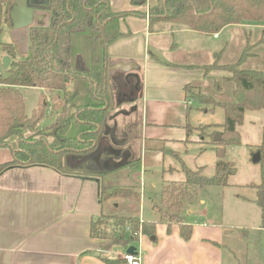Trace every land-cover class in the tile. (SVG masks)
I'll list each match as a JSON object with an SVG mask.
<instances>
[{"label": "trees", "instance_id": "1", "mask_svg": "<svg viewBox=\"0 0 264 264\" xmlns=\"http://www.w3.org/2000/svg\"><path fill=\"white\" fill-rule=\"evenodd\" d=\"M137 1L131 0L133 4H145V0ZM1 4L2 2H0V25L3 19L6 20V14L9 16L15 2L14 0L6 2L4 10ZM30 7L34 13L39 9L45 10L48 13L45 18L47 24L34 26L28 30L25 56L21 59L16 58L17 47L14 44L2 46L3 52L12 61V68L6 77L0 78V149L10 147L11 137H16V146L11 145L12 159L0 165V174L17 166H42L63 174L92 178L81 173L65 171L63 156L74 151L86 152L93 143L90 150H95L104 125L109 121L108 117L105 118L109 106L108 48L121 38L120 20L137 13H113L109 0H42L40 2L32 0ZM152 12L157 14L151 15ZM149 14L150 24L167 21L172 26L209 37L230 27L245 30L252 26L264 25V0H158ZM245 38L246 44L235 63L219 65L217 58L212 65L205 67L206 72L217 68L228 73L222 81L229 85L231 95L234 97L233 102H214V106L220 107L224 112V122L219 125V128H222L221 139L215 143L214 148L220 159L226 147L238 143L237 127L242 124L244 113L264 111V71L241 67L247 59L258 58V55L253 54V50L262 46L264 35L254 43L250 42V33H245ZM114 82L116 96L123 103H127V100L122 99L123 91L132 90L136 96L141 90L140 81L138 84L134 82L136 88L131 87V89L128 85H124L120 78ZM213 85L218 92L223 91L221 81L213 80ZM23 88L46 91L53 101L60 100L63 104L71 105L78 95L88 94L94 103L86 106L73 105L74 113L70 117H65V114L56 115L55 123L47 132L48 136H52V141L50 143L37 141L29 148L28 141L23 140L24 131L36 128L48 104L42 95L37 109L31 116H27L21 94ZM189 89L192 87H186L187 93ZM135 98L137 97L131 100L135 101ZM63 104L59 106L61 110ZM71 121L87 128L85 131L78 130L75 139H68L63 135ZM261 150L257 149L256 153L262 154ZM128 168L130 170L128 177L134 176L139 172V161H131ZM201 170L191 171L183 166L182 184L184 188L185 186L188 188L182 191L176 189L172 194L161 191V200L168 198L171 202V205L166 207V222L164 217L159 221H141L138 213H116L111 216L103 213L90 223L89 236L101 242H109L101 247L102 252L115 246L125 250L130 246L137 249L139 237L142 235L153 237L155 225L159 222L168 227L171 224L178 225L180 236L188 241L191 226L184 221L183 211L180 213L178 197L181 202L188 197L189 204H192L196 188L227 186L229 176L235 171L231 164L225 161L216 163L215 174L211 178L203 176ZM99 183L101 206L105 205L107 199L118 197L120 194L129 202L134 198V201L139 203V195L133 187H127L128 189H124L126 191L117 189L116 192L109 194L105 193L102 183L100 181ZM261 187L264 188V178ZM175 195L177 199L173 198ZM114 207L115 205L112 206L113 209ZM118 207L116 206V210ZM262 218L264 227V205ZM102 260L107 264H122L119 260Z\"/></svg>", "mask_w": 264, "mask_h": 264}, {"label": "crops", "instance_id": "2", "mask_svg": "<svg viewBox=\"0 0 264 264\" xmlns=\"http://www.w3.org/2000/svg\"><path fill=\"white\" fill-rule=\"evenodd\" d=\"M157 1L145 0L144 5H139L131 0H109L113 13H137L120 20L121 38L109 46L108 55L111 65L132 63L139 68L138 72H132L138 76L141 87L135 102L140 148L134 155L129 147L131 138L127 146L129 161L138 160L140 171L163 166L168 159L165 151L180 159L178 151L185 152L191 144L186 120L190 101L185 89L199 88L197 84L208 73L205 67L215 59L213 44L208 47L210 41L203 39V35L167 21L150 24L149 11ZM218 34L209 37L217 40ZM125 75L117 69L111 79L123 80ZM111 79L115 98V82ZM93 101L90 95L80 94L73 105L86 106ZM73 105L65 104L61 114L70 117L74 113ZM131 116L136 120V116ZM10 147L0 149V165L11 160ZM167 172L179 171L170 167ZM99 190L96 179L63 174L49 167L17 166L5 170L0 174V264L116 261L109 258L110 253L122 254L125 249L115 246L102 252L103 242L89 236L90 223L103 213L110 214L108 206L100 204ZM141 200L140 220L155 221L150 207L147 218L143 216ZM183 217L191 226L189 240L182 239L178 225L168 227L157 222L153 238L139 237L136 247L141 264H225L223 226L205 220L202 210L193 209L192 204L186 211L183 208Z\"/></svg>", "mask_w": 264, "mask_h": 264}, {"label": "rangeland", "instance_id": "3", "mask_svg": "<svg viewBox=\"0 0 264 264\" xmlns=\"http://www.w3.org/2000/svg\"><path fill=\"white\" fill-rule=\"evenodd\" d=\"M8 1L13 2V0H0L3 10L4 4ZM15 1L17 0H14V2ZM19 1L23 3L24 7L31 8L32 0ZM38 1L40 2L42 0H36V2ZM14 7L15 5L11 8L9 16L6 14V20L3 19L0 25L1 79L6 77L8 71L12 68V61L3 52L2 46L5 44L16 45V58L21 59L27 53L28 30L34 26L40 27L47 24L45 18L48 13L43 9H39L38 12H33L30 23L25 22L15 27L14 23H16V21L14 12L16 9ZM7 10L9 11V9ZM10 13L11 15L13 14V18L10 16ZM156 14L157 13L152 12L151 15ZM244 32L250 33V42L254 43L263 38L264 25L252 26L245 30L242 28L230 27V29L221 31L218 34L217 40L202 36L204 37L203 39L210 41L208 47L213 44L215 49V59L213 62L218 58L219 65H230L235 63L246 44ZM261 45L262 46L253 50V54L258 55V58L247 59L241 65L242 68L264 71V43ZM4 58L9 59L7 67H4ZM191 62L197 63L198 61L192 60ZM225 76H228L226 71L217 68L210 70L205 80L197 84L199 88L192 87L191 90L189 89L188 99L190 102L188 103L186 120L189 124L187 133H189L192 141H190L191 144L186 147L185 152L183 150L178 151L180 159L172 156L171 152L165 151V155L168 156V159L165 160L163 166L156 169L148 168L146 169L147 171H144V169L140 171L139 169V172L134 176L128 177L130 172L128 167L131 162L129 161V155L124 154L120 150V146L116 145V142L122 140L126 142V139L127 142H129L131 138L129 147L133 152H138L140 148V123L139 121L137 123L138 111H136L133 113V115L136 116V121L131 115H120L116 117L115 125L112 122H106L103 128L104 133L97 140V149L94 151L90 150L91 146L94 145L93 143L90 144L86 152L80 151L78 153L74 151L70 152L71 154L66 153L63 156V166L73 171L78 170V173L87 171V168L84 167L85 165L90 169L104 170L102 172L103 176H101V183L105 193L111 194L116 192L117 189H128L127 187L134 188V191L139 195V203L135 202L134 198L129 202L124 199L121 194L118 197L109 198L104 204L108 206L109 210L107 213H110V216L114 213L112 210V206L115 205L114 203L119 206L116 213H138L140 209V200L142 198L141 210L143 216L147 218L149 215L147 209L150 207L154 213L155 221L162 220V217H164V221L166 222L165 218L167 217L165 211L166 207L171 205V202L168 198H164V201H162L160 194L162 190L172 194L176 189L182 191L188 188V186L184 188L182 184L184 181L182 172L183 166L191 171L202 169V175L211 178L215 174V165L218 161L228 162L235 171L233 175L229 176L227 186L196 188L194 199H192V201L194 200V203H192L193 209L202 210L206 216L205 220L218 222L225 229L223 239L225 264H264V227L262 218L264 188L261 187L264 178V111H246L244 113L242 124L237 127L239 135L238 143L226 147L224 153L220 155V159L214 149V139L216 135L221 139L220 133L222 128H219V125L224 122V112L220 107L214 106V102L234 101V97L231 95L230 91L231 88L222 81ZM111 80L113 83L114 79ZM213 80H219L223 83L222 92L216 90L213 85ZM21 94L24 99L27 116H31L33 111L37 109L42 95L43 99L48 104L45 110L46 112L37 123L36 128L24 131L23 140L28 141L27 145L29 148L37 141L43 140L50 143L52 141V136H48L47 132L55 123L56 115L61 114L59 106L62 105L63 102L60 100L53 101L46 91L36 88H23L21 89ZM54 105L58 107H53ZM63 105H65V103ZM129 107V105H125L122 106L121 109L128 111ZM114 112L115 109L112 113ZM133 120L135 122L130 124ZM82 126H78L74 121H71L70 125L63 132L64 137L75 139L80 130H87L84 125ZM10 142H16V137H11ZM12 146L15 147L16 143H13ZM259 148L262 149V154H259L261 161L253 163V157ZM80 153L84 155L83 158L72 159L68 156H79ZM103 156H108V159L103 160ZM170 167L177 169L179 172H177V174H168L167 170H169ZM98 176L99 174L95 173L90 177L97 178L98 180L100 179ZM173 198L177 199L176 195L173 196ZM171 201H174V199H171ZM177 202L180 203V213L183 211L184 207L186 211V208L191 205L189 204L190 200L188 197H185V200L182 202L180 197H178ZM103 244H109V242L104 241ZM110 255L109 258L116 260V255H114V253H110Z\"/></svg>", "mask_w": 264, "mask_h": 264}, {"label": "water", "instance_id": "4", "mask_svg": "<svg viewBox=\"0 0 264 264\" xmlns=\"http://www.w3.org/2000/svg\"><path fill=\"white\" fill-rule=\"evenodd\" d=\"M14 8L16 9L15 12H14L15 13L14 14V18H15V21H16V23H14L15 27L18 26V25H22L25 22H27V23L31 22L32 16H33V10L32 9L24 7L23 3L21 1H19V0L15 1V7ZM10 16H12V18H13V14L11 15V13H10ZM8 64H9V59L8 58H4V67H7ZM117 69L121 70L123 74H126L125 77H124L125 80H127V78L132 76V77H135L138 80L137 84L139 83L138 76L135 73H133V72H138L139 71L138 67H134V65L132 63H118V64H115V65H111L108 62V65H107V94H108V105L109 106H108V112L106 113L105 118L108 117L109 121L112 122L114 125H115L116 117H118L120 115L121 116H129L132 113L137 111V107L134 106V107H132L130 109V111H126V110H121L120 109V111H117V112L109 115L111 112H113L114 109L119 108L121 106V104L123 103V102H121L119 100L117 102H115V99H114L113 94H112V88H111V85H110V79L112 78V74ZM133 102H134L133 100L129 101V103H133ZM109 132H110V130H109ZM113 132H112V134H113ZM219 140H220V138L216 135L215 139H214V142L215 143L219 142ZM116 145L120 146V144H116ZM259 160H260L259 153H256L254 155V157H253V163H258ZM64 169H65V171H71L72 170V169L71 170L68 169L67 167H64ZM77 171H75V172H77ZM96 182H99V181L96 180ZM125 253L131 254V255L132 254H136V248L133 247V246H130V247H128L125 250Z\"/></svg>", "mask_w": 264, "mask_h": 264}, {"label": "flooded vegetation", "instance_id": "5", "mask_svg": "<svg viewBox=\"0 0 264 264\" xmlns=\"http://www.w3.org/2000/svg\"><path fill=\"white\" fill-rule=\"evenodd\" d=\"M123 83H124V85H128V88H130L131 89V87H135L134 86V82L136 83V82H138V80L135 78V77H133L132 78V76L131 77H129V78H127V80H125V78H123V81H122ZM126 82H127V84H126ZM122 83V84H123ZM136 88V87H135ZM124 93L122 94V99L123 100H127V103H122L121 104V106L119 107V108H116L115 109V112H117V111H120V109H121V107L122 106H125V105H129L130 107H129V110L128 111H130V109L132 108V107H134V106H136L137 107V105L135 104V102H136V100L133 102V103H129V100H131V99H134V97H136L137 96V94H136V96H135V94H134V92H132V90H130V91H123ZM115 102H117L119 99H118V97L115 95ZM136 99V98H135ZM121 110H124V109H121ZM114 112V113H115ZM135 113V112H134ZM111 114H113L112 112H111ZM133 114V113H132ZM131 114V115H132ZM136 121V120H135ZM134 120L130 123V124H133V122H135ZM104 133V131H102V133H101V135ZM100 135V136H101ZM125 140H122V141H118V142H116L117 144H120V150L124 153V154H128L129 152H128V149H127V145H128V142H127V139H126V142H124ZM97 145L98 144H96V148H95V150L97 149ZM125 149H127V150H125ZM71 154V153H70ZM68 156H70L69 158H72V159H79V158H83L84 157V155L83 154H80L79 156H75V155H68ZM67 156V157H68ZM106 159H108V156H103V160H106ZM85 168H87V171L86 172H82L81 174H84V175H88V176H92V174H95V173H97V174H99V176L98 177H100V179H98V181H102V179H101V176H103L102 175V172L104 171V170H100V169H90L88 166H84ZM81 168H82V166H81ZM83 169V168H82ZM96 180H97V178H95Z\"/></svg>", "mask_w": 264, "mask_h": 264}, {"label": "built area", "instance_id": "6", "mask_svg": "<svg viewBox=\"0 0 264 264\" xmlns=\"http://www.w3.org/2000/svg\"><path fill=\"white\" fill-rule=\"evenodd\" d=\"M214 37H217V35H214ZM116 259L122 264H141V259L139 253H137V249L136 254L131 255L123 252L122 254L116 255Z\"/></svg>", "mask_w": 264, "mask_h": 264}]
</instances>
